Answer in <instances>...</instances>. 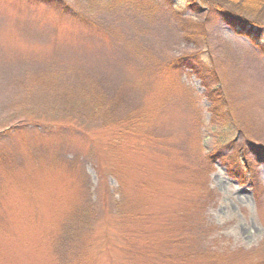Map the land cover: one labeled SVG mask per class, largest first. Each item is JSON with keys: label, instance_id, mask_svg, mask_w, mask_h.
<instances>
[{"label": "rangeland", "instance_id": "1", "mask_svg": "<svg viewBox=\"0 0 264 264\" xmlns=\"http://www.w3.org/2000/svg\"><path fill=\"white\" fill-rule=\"evenodd\" d=\"M59 4L0 0V264H264V53L202 4Z\"/></svg>", "mask_w": 264, "mask_h": 264}, {"label": "trees", "instance_id": "2", "mask_svg": "<svg viewBox=\"0 0 264 264\" xmlns=\"http://www.w3.org/2000/svg\"><path fill=\"white\" fill-rule=\"evenodd\" d=\"M43 3H52L54 6H60L61 12H65L66 6L59 4L60 0H39ZM177 3L179 0H168ZM189 10L198 7V4L209 6L212 11L224 16L231 25L240 29L241 33L257 46L261 53H264V0H180ZM198 9V8H197ZM189 64V63H186ZM216 90V89H214ZM212 90V91H214ZM210 99L213 100L210 92ZM241 168H249L246 162L240 161ZM208 262L211 264H230L227 256H211L207 253ZM207 259H204L207 261ZM196 258L189 256L186 264L194 262ZM181 261V260H179Z\"/></svg>", "mask_w": 264, "mask_h": 264}]
</instances>
